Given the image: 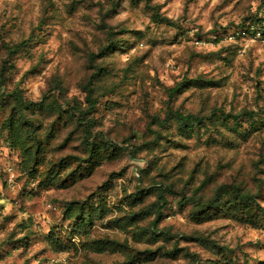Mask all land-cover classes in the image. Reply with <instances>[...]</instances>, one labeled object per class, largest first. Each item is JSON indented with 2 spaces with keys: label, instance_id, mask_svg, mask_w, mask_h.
I'll return each instance as SVG.
<instances>
[{
  "label": "rangeland",
  "instance_id": "1",
  "mask_svg": "<svg viewBox=\"0 0 264 264\" xmlns=\"http://www.w3.org/2000/svg\"><path fill=\"white\" fill-rule=\"evenodd\" d=\"M263 10L0 0V264H264V211L211 208H264V38L224 35ZM170 109L203 124L182 135Z\"/></svg>",
  "mask_w": 264,
  "mask_h": 264
},
{
  "label": "trees",
  "instance_id": "2",
  "mask_svg": "<svg viewBox=\"0 0 264 264\" xmlns=\"http://www.w3.org/2000/svg\"><path fill=\"white\" fill-rule=\"evenodd\" d=\"M264 11V10H263ZM153 18L158 22V23H165L166 25L169 26H174L175 22H173L169 17H164L161 14H159L158 12H156L153 15ZM250 24H255L257 26H259L264 35V13L260 16L257 17L256 19H252L247 21L246 23H244L243 25L234 27V28H246L247 26H249ZM232 28V29H234ZM232 29L227 30L225 34L229 33L230 31H232ZM28 43V40H24L22 41L20 44L14 46V47H8V50L11 54L13 53H17L21 48L25 47ZM12 66V65H11ZM5 70H9V67L7 66V61H6V65H4V68L2 69V79H4V72ZM187 81L181 82L179 83L176 87H174L172 90L173 91H177L178 89H180L182 86H184L186 84ZM14 97L16 99V101L18 102V104L20 105L21 108H33L34 106L37 105H41L42 103H35L33 101H29L26 100L20 93H14ZM93 107V105L91 106ZM168 116H173L174 118H176L178 120V122L180 123V132L182 135H185L187 137H191L193 132L195 131L196 127H200L203 123V117L195 115L193 113H183L180 112L178 110L173 111V110H169L168 111ZM232 117V115L230 114H225L222 112V115L220 116V118H222L223 120H228ZM236 118V117H234ZM237 119V118H236ZM235 119V120H236ZM12 123V121H9L8 126H10ZM82 123V122H80ZM30 133H32L33 136H35L36 138V130L32 129L30 131ZM36 144L38 146V151H40L41 147H42V143L41 141H36ZM91 152H92V156H94L99 148H97V146L92 144V148H91ZM86 162V161H85ZM223 195H219L216 197V199H214V205L211 206V208L213 207H218V208H222L223 212L225 213V215H230V216H238V214L236 213L237 210H241V207L243 204L246 205V207L244 209H249L255 205L257 209L264 211V208L261 207V205L256 201L255 197L249 195V194H243L240 191L236 190L233 191L231 193V197L229 199H225L223 200ZM206 210H209L206 209ZM239 217V216H238ZM237 217V218H238Z\"/></svg>",
  "mask_w": 264,
  "mask_h": 264
},
{
  "label": "built area",
  "instance_id": "3",
  "mask_svg": "<svg viewBox=\"0 0 264 264\" xmlns=\"http://www.w3.org/2000/svg\"><path fill=\"white\" fill-rule=\"evenodd\" d=\"M261 28L255 24H250L246 28H237L234 29L233 31L229 32L227 37L232 40L236 41L241 38H245L248 36H253L254 38H264V35L262 31L260 30Z\"/></svg>",
  "mask_w": 264,
  "mask_h": 264
}]
</instances>
